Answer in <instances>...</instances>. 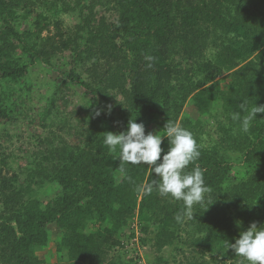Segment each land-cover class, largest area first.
I'll return each mask as SVG.
<instances>
[{"label": "trees", "instance_id": "obj_1", "mask_svg": "<svg viewBox=\"0 0 264 264\" xmlns=\"http://www.w3.org/2000/svg\"><path fill=\"white\" fill-rule=\"evenodd\" d=\"M97 7L114 11L118 28L110 32L106 17L94 16ZM67 14L74 27L64 26ZM52 51L69 55L55 85L82 87L90 105L76 122L78 133L61 147L51 130L42 134L58 123L54 105L42 116L20 114L19 92L3 89L26 78L37 61L52 65ZM148 55L155 57L150 68ZM97 66L102 73L92 78ZM226 73L230 82L221 89L218 79ZM0 83V121L13 125L23 115L43 130L25 150L22 170L1 155L0 188L7 193L0 264H51L44 251L52 226L60 231L56 264H139L117 252L127 235L135 237L134 220L141 246L154 250L149 264H247L228 245L253 222L264 226V113L247 133L231 115L242 101L248 108L264 105V0H0ZM189 100L199 116H208L215 102L222 111L209 125L183 114ZM131 119L146 134L163 135L169 119L193 133L211 188L193 206V218L177 222L183 201L155 187L151 194L138 191L156 174L147 165H120L119 150L103 144L106 132L126 131ZM162 148H169L167 137ZM231 155L240 156L243 176L232 175ZM48 191L54 196L44 200ZM169 250L171 262L162 255Z\"/></svg>", "mask_w": 264, "mask_h": 264}, {"label": "rangeland", "instance_id": "obj_2", "mask_svg": "<svg viewBox=\"0 0 264 264\" xmlns=\"http://www.w3.org/2000/svg\"><path fill=\"white\" fill-rule=\"evenodd\" d=\"M93 14L94 16L96 15L98 19L102 15L106 17L107 24L110 27V32H113L114 29L118 28L117 17L114 11H106L104 8L97 7ZM61 19L62 22H64V26L67 28L74 27L77 22L71 14L62 16ZM33 22L34 19H30L26 27H30V24ZM44 36H47L46 32L44 33ZM68 59V54L52 51V65H47L43 62L37 61L34 66H31L26 78L2 83L3 85L4 83L6 84V88H3L5 94H7L8 90L11 88H15L16 91L19 92L16 93L14 100H17L18 104L21 105V108L19 109L20 114L26 112L30 114V117L38 114H41L42 116L46 114L51 105H54L53 118L55 117L54 120H58V123H56L52 129H47L46 135L42 133V129L37 128L34 125H30L29 118L24 119L23 115L19 120H16L13 125L5 126L3 122L0 121V159L1 155L4 154L3 157H7V163L9 166H14V168H18L19 170L23 169V167L27 164L24 152L25 150H29L28 148L32 147L33 142H35V138H33V136L38 133H42L45 137L50 135L49 131L51 130L58 137L57 146L59 147L62 146L64 141L71 140L72 137L78 133L77 130L74 129L76 122L86 117V111L90 107L89 102L84 95L85 90L79 86L71 88L68 87L67 90H65L63 87L55 85V82H57L56 80L63 71H61L60 68L63 69V64L67 63ZM112 60V57L105 59L104 65L108 66ZM102 70L103 68L100 66H97L96 68L94 67L90 69V76L92 78H96L100 76ZM218 80H220L219 85L221 89L228 88L230 79L227 73ZM2 84L0 83V92L2 91ZM212 108L213 111L208 113V116H199L194 104L191 100H189L185 106L183 114L194 119H204V121L209 122V125H212L216 121L214 118L216 113H220L222 111V103L215 102ZM16 116L18 117L19 115ZM63 118L65 120H63ZM86 128V126H83L78 129L79 131H82L86 130ZM7 132L9 136L5 137V133ZM20 151L22 152L20 153ZM229 161L233 165V176L238 177L245 174V170L240 165L239 155H231ZM3 173L4 175L7 174L6 171ZM8 175L10 176V174ZM0 180L1 185L3 179L0 178ZM6 193V191L0 188V206ZM53 196L54 194L50 191L45 193L42 192L41 194V197L44 200ZM137 227V220H134L131 223V232L135 233V237L133 239H129L127 235V239L124 238V241L122 240L123 244L117 252L122 254L123 261L125 262L132 259H138L139 264H149L154 255V250H152L149 245L141 246L138 238L140 236V231H138ZM51 229V243L49 247L45 249L44 253L46 259H48L51 264H56L53 244L55 243L57 238L56 236L60 231L55 226H52ZM162 255L166 260L171 262L172 259L170 257V250L165 251Z\"/></svg>", "mask_w": 264, "mask_h": 264}, {"label": "clouds", "instance_id": "obj_3", "mask_svg": "<svg viewBox=\"0 0 264 264\" xmlns=\"http://www.w3.org/2000/svg\"><path fill=\"white\" fill-rule=\"evenodd\" d=\"M145 60L149 62L147 67L150 68L155 57L148 55ZM239 109L240 111L232 113L231 118L239 122L240 131L244 133L249 131L257 115L264 113V105L258 106L255 103L248 108L244 101L239 104ZM96 114L100 115V112L97 111ZM163 130V135L160 132L146 134L145 125L131 119L126 131L106 132L103 144L111 152L119 150L120 165L127 163L147 165L151 168L152 173L156 174V179L146 185H139L137 190L151 194L155 187L161 196L183 201L184 211L175 219L177 222H184L185 219L193 218V206L203 204L211 188L205 183V170L197 163L201 152L193 133L170 119ZM165 137L169 141L167 151L162 148ZM162 153L164 154L161 160ZM189 165H194L190 171ZM120 171L125 170L121 167ZM236 223L238 227L242 224L241 221ZM228 247L247 264H264V226L258 227L257 223L253 222L247 230L242 231L235 243H229Z\"/></svg>", "mask_w": 264, "mask_h": 264}]
</instances>
